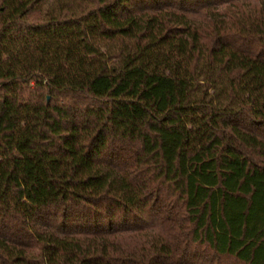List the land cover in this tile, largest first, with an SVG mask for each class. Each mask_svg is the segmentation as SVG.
Instances as JSON below:
<instances>
[{
    "label": "trees",
    "instance_id": "trees-1",
    "mask_svg": "<svg viewBox=\"0 0 264 264\" xmlns=\"http://www.w3.org/2000/svg\"><path fill=\"white\" fill-rule=\"evenodd\" d=\"M0 264H264V0H0Z\"/></svg>",
    "mask_w": 264,
    "mask_h": 264
}]
</instances>
